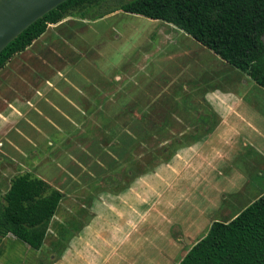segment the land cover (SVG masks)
Here are the masks:
<instances>
[{
	"label": "rangeland",
	"instance_id": "obj_1",
	"mask_svg": "<svg viewBox=\"0 0 264 264\" xmlns=\"http://www.w3.org/2000/svg\"><path fill=\"white\" fill-rule=\"evenodd\" d=\"M85 18L88 22L80 38L85 36L90 43L78 49L82 54L78 65L82 76L67 78L75 85L89 81L109 86L113 80L114 106L101 114L102 118L106 114V122L97 115L96 125H82L86 133H82L81 140L65 142L69 156L59 163L62 176H56V169L46 172L52 179L50 186L63 194L50 229L84 210L81 224L86 225L93 217L100 219L91 225L96 235L94 250L87 254L83 246L75 245L70 252L58 256L43 246L40 251L25 250L18 241L5 242L0 264H44L46 260L48 264L72 260L83 264L89 259L100 260L99 264H177L212 222L229 221L264 193V90L160 21L120 11L101 19L90 15ZM114 75L119 77L114 79ZM218 93L235 97L231 99L233 115L226 116L222 125L218 118V130L215 127L195 142L197 155L189 171L183 168L191 156L182 153L186 148L182 147L175 152H181L177 159L174 155L166 163H157L140 178L145 187L129 196L125 190L119 194L123 199L111 196V190L118 191L126 184L127 168L119 167L116 157L123 145L116 146L115 138L135 136L138 131H132L133 126L143 131L148 128L147 122L159 124L165 119L171 124L168 134L181 137L180 142H189L214 121L206 112L211 108L206 100L213 101ZM143 144L135 150L139 167L130 168L133 173L145 169ZM177 164L182 168H176ZM170 165L172 170H180L177 178L173 176L176 179L158 169L170 170ZM27 171L28 168L18 169V173ZM154 171L166 183L164 187L170 181V195L166 190L160 194L163 186L160 179L153 177ZM226 177L230 179L223 183ZM209 184L214 187L208 188ZM156 193L164 198L161 203L154 199ZM168 199L170 209L166 207ZM110 213L119 216L112 217ZM121 218L125 219L124 225ZM136 224H140L138 232L142 231L137 237V230H132ZM51 240L45 239L48 248ZM169 240L177 241L178 247L164 243Z\"/></svg>",
	"mask_w": 264,
	"mask_h": 264
},
{
	"label": "trees",
	"instance_id": "obj_2",
	"mask_svg": "<svg viewBox=\"0 0 264 264\" xmlns=\"http://www.w3.org/2000/svg\"><path fill=\"white\" fill-rule=\"evenodd\" d=\"M115 11L173 26L264 90V0H66L7 44L0 52V69L38 38L48 24L69 16L100 19ZM206 112L214 121L189 142H180L181 137L168 134L171 124L165 119L159 124L147 122L148 128L143 131L133 126L132 131H138L135 136L115 138L116 146L123 145L116 156L118 166L127 169L125 186L113 193L124 191L157 163L168 162L177 150L210 134L218 117L210 108ZM141 142L145 147V169L133 173L130 168L139 167L135 150ZM62 199V193L41 179L27 172L14 175L0 199V243L9 235L37 251L47 237H52L50 247L61 255L69 239L82 228L80 219L85 213L80 210L77 217L50 229ZM177 264H264V193L229 221L212 222Z\"/></svg>",
	"mask_w": 264,
	"mask_h": 264
},
{
	"label": "crops",
	"instance_id": "obj_3",
	"mask_svg": "<svg viewBox=\"0 0 264 264\" xmlns=\"http://www.w3.org/2000/svg\"><path fill=\"white\" fill-rule=\"evenodd\" d=\"M87 22L86 18L69 16L56 24H48L38 38L33 40L22 52L13 55L0 69V199L7 191L11 178L19 174V168H28L27 173L43 180L50 186L52 179L49 178L46 171L52 173L56 169V176L63 175V169L59 163L69 156L66 153L65 142L81 140L82 133H86L82 125H96L97 115L102 122H106V114L105 118H102L101 114L104 115L114 106L113 80L109 86L98 83L90 84L89 81L84 85H75L67 78V76L71 78L82 76L81 70L78 69L82 54L78 49L86 48L90 43V40H87L85 36L80 38L82 31L86 30L84 25ZM87 30L90 31L89 27ZM117 77L119 76H113L114 79ZM227 94L229 93H218L214 96L213 101L206 100L210 109L220 119L219 125L225 123L226 116L233 115L234 107L232 105L234 106V103L231 99L234 100L235 97H230ZM216 129L218 130V127ZM196 145L197 143H194L182 149V153L191 156L190 162L183 165L185 170L191 169V161L197 155ZM177 153L178 155L176 154L174 159H177L181 152ZM180 165L177 164L176 168H182ZM48 168H52V170L50 171ZM168 168L170 170L164 167L158 169H163L162 172L170 178H177L180 170H172L171 165ZM155 171L152 172L153 177L160 179L159 183L163 186L159 188L160 194L166 190V193L170 192V195L172 192L170 181L164 187L166 183L163 179L161 180V176L156 175ZM144 175L135 178L132 186L125 189L127 196L138 188L145 187L140 179ZM226 179H230V177H226L223 183ZM88 187L90 188V186ZM210 187L214 186L209 184L208 188ZM124 191L114 194L111 190L110 194L119 200L123 199L119 198L122 196L119 194ZM160 197L156 193L154 199H158L157 202L161 203L164 198ZM163 197L165 196L163 195ZM169 203L170 199L166 206L170 209ZM110 215L118 217L119 213H110ZM71 217H77V214ZM98 220H100L98 217H93L86 225L82 224L80 231L73 235L63 252H70L75 245H81L84 247L83 251L90 254L94 250L92 249L93 245L96 244L94 240L96 235L91 225ZM120 220L124 225L125 219L121 218ZM139 225L136 224V229L132 230H137ZM143 225L141 222L142 229ZM135 233L137 237L142 231L139 233L137 230ZM14 241L16 240L9 235L2 239L0 251L5 242L14 243ZM164 243L174 248L178 247L175 240ZM42 246L46 247L48 251H52L51 247L45 246V241ZM27 249L28 247L25 248V250ZM81 263L78 260H72L67 263L56 261L53 264ZM99 263L100 260L97 262L89 259L85 260L83 264ZM44 264H48V261L46 260Z\"/></svg>",
	"mask_w": 264,
	"mask_h": 264
},
{
	"label": "water",
	"instance_id": "obj_4",
	"mask_svg": "<svg viewBox=\"0 0 264 264\" xmlns=\"http://www.w3.org/2000/svg\"><path fill=\"white\" fill-rule=\"evenodd\" d=\"M66 0H0V52L28 26Z\"/></svg>",
	"mask_w": 264,
	"mask_h": 264
}]
</instances>
